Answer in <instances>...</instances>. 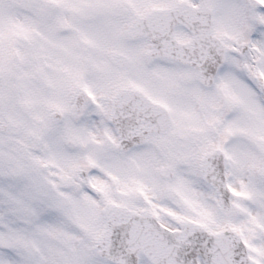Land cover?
I'll use <instances>...</instances> for the list:
<instances>
[{"label": "snow or ice", "instance_id": "obj_1", "mask_svg": "<svg viewBox=\"0 0 264 264\" xmlns=\"http://www.w3.org/2000/svg\"><path fill=\"white\" fill-rule=\"evenodd\" d=\"M0 264H264V0H0Z\"/></svg>", "mask_w": 264, "mask_h": 264}]
</instances>
